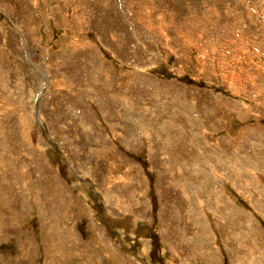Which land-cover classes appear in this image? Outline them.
<instances>
[{
	"label": "rangeland",
	"instance_id": "obj_1",
	"mask_svg": "<svg viewBox=\"0 0 264 264\" xmlns=\"http://www.w3.org/2000/svg\"><path fill=\"white\" fill-rule=\"evenodd\" d=\"M0 264H264V0H0Z\"/></svg>",
	"mask_w": 264,
	"mask_h": 264
}]
</instances>
